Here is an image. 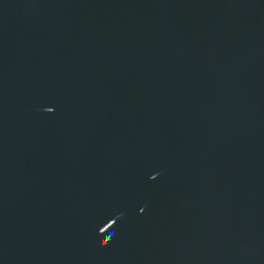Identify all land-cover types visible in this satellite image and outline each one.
I'll return each instance as SVG.
<instances>
[{
	"label": "water",
	"instance_id": "obj_1",
	"mask_svg": "<svg viewBox=\"0 0 264 264\" xmlns=\"http://www.w3.org/2000/svg\"><path fill=\"white\" fill-rule=\"evenodd\" d=\"M0 264H264V0H0Z\"/></svg>",
	"mask_w": 264,
	"mask_h": 264
}]
</instances>
